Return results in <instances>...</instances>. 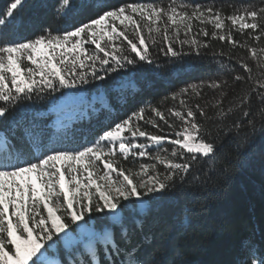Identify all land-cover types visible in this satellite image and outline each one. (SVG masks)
<instances>
[{
	"label": "snow or ice",
	"instance_id": "1",
	"mask_svg": "<svg viewBox=\"0 0 264 264\" xmlns=\"http://www.w3.org/2000/svg\"><path fill=\"white\" fill-rule=\"evenodd\" d=\"M23 2H11L10 10L6 11L9 19H0V120L16 107L23 106L26 110L28 106L23 102L41 93L53 102L54 108L59 105L83 109L87 99L82 95L87 91L84 85L102 96L96 104L87 100L89 110L108 109L105 119H110L115 112L113 100L122 107L137 101V81L142 77L133 69L147 65L148 70L157 71V52L174 58L175 66L184 59L177 50V42L181 46H201L187 35L193 18L202 20L207 16L215 29L225 28V21L214 5H200L195 0L190 15L184 9L178 11L172 3L165 7L156 3H130L112 8L105 0H82L81 8L73 14L71 0H58L57 11L63 6L61 18L66 23L55 30L57 34L53 35L48 25L36 38L16 42L15 34L5 25L11 21V10L18 9ZM82 14L86 22L77 24L73 15ZM260 16H264V8H234V14L227 16V20L240 32L251 33L264 29V24L258 22ZM144 22L150 33L163 31L162 40L155 48L142 34ZM158 22L163 29L151 27ZM169 25L174 30L171 34ZM182 29L184 39H180ZM203 35L208 36V33ZM218 39L233 42L230 32ZM153 41L155 43V37ZM86 43L94 45L97 54H87ZM25 61L35 69L22 67ZM242 67L250 71L246 64ZM181 70L189 72L192 65L188 63L183 69H175L177 73ZM234 79L243 81L244 77L238 75ZM105 81L110 82L105 84ZM211 87L216 89L220 84L212 82ZM126 91L131 95L124 96ZM192 91L196 88L192 87ZM253 95L264 104V86ZM249 99L245 98L242 105L247 107ZM196 108L203 117V109L199 105ZM249 115L250 112H244L245 117ZM174 117L179 118L183 127L181 131H174L176 138L168 147L171 156L183 162L173 163L167 159L166 163L165 157L156 156L154 159L160 165H166L163 174H152L155 164H143L136 173L131 168L121 167L113 158L117 153L110 147L117 146L119 154L126 158L130 152L146 157L152 148H162L169 137L145 127L160 121L169 126L165 113L159 108L146 112L140 107L139 111H132L126 119L115 123L111 130L95 137L90 146L84 140L70 149L64 146L73 144L74 131L53 143L46 125H38L35 119L27 123L25 118L13 119L9 128L0 129V264H81V258L85 264H96L92 254L99 257L101 252L103 257L99 264H189L180 249L171 261H166L142 257L138 248L122 251L116 240L119 234L120 240L130 242V232L137 227L142 229L147 212L171 197L176 180H184L201 161L212 160L220 147L216 138L209 139L204 133L197 123V111L191 107L184 115L175 111ZM21 124L25 125L23 131ZM241 124L242 121H237L234 127L240 128ZM249 124L255 128L252 121ZM171 127L175 130L179 125L173 121ZM140 138L144 142L133 143ZM100 161H103V175L97 170ZM242 248L247 249L248 259L238 264H252L254 245L246 240ZM259 264H264V257H259Z\"/></svg>",
	"mask_w": 264,
	"mask_h": 264
},
{
	"label": "trees",
	"instance_id": "2",
	"mask_svg": "<svg viewBox=\"0 0 264 264\" xmlns=\"http://www.w3.org/2000/svg\"><path fill=\"white\" fill-rule=\"evenodd\" d=\"M11 2L14 0H0V19H9L6 11L10 10ZM105 2L112 8L130 3H156L160 7L172 3L178 11L184 9L189 15L195 6L193 0ZM195 3L214 5L225 21V28L215 29L207 16L202 20L193 18L190 21L192 28L187 35L189 39H196L201 46H181L177 42V50L184 59L175 66L172 63L174 58L157 52V71L148 70L147 65L133 69L138 77H142L137 81V101H131L122 107L113 100L115 112L110 119H105L109 115L108 109L89 110L87 100L90 99L96 104L98 99L102 100V96H98L89 85H84L87 91L82 95L87 99L83 109L79 106L59 105L54 108L53 102L45 93H41L23 102L28 106L26 110L23 106L9 110L0 120V129L9 128L13 119L19 121L25 118V123L35 119L38 125H46V131L53 143L74 131L75 141L64 146L70 149L84 140L90 146L95 137L102 135L103 131L111 130L115 123L126 119L132 111H139L140 107H144L146 112L159 108L165 113L169 126L160 121L145 127L148 131L163 133L169 137L163 142L162 148H152L146 157L130 152L126 158L119 154L117 146L110 147L117 153L113 158L121 167L131 168L136 173L141 171L140 166L143 164H155L152 174H163L166 165H160L154 158L165 157L166 163L167 159H171L173 163L183 162L181 158L171 156L168 145L176 138L174 131H181L183 127L179 118L174 117V112L181 111L184 115L191 107L197 111V123L204 133L208 134L209 139L216 138V143L220 145L215 157L207 162L201 161L184 180L177 179L171 197L147 212L142 221V229L137 227L130 232V242L120 240L119 234L116 240L119 241L122 251L126 248H138V254L142 257L166 261H171L177 249H180L189 264H238L239 261H246L248 251L242 248V242L250 240L254 245L252 264H259V257H264V104L253 93L260 86H264V29L251 33L248 30L240 32L238 27L231 26L227 16L234 14V8L262 9L264 3L261 0H195ZM81 4L82 0H71V12L75 14ZM57 5L58 0H24L18 9L11 10V21L5 28L15 34L16 42H27L36 38L48 25H51L52 34L56 35L55 30L66 23L61 18L63 6L57 11ZM73 19L79 24L86 22L87 18L82 14L73 15ZM258 22L264 24V16L258 17ZM151 27L163 29L159 22ZM169 29L171 34L174 30L170 25ZM204 32L208 36H204ZM229 32L233 42L218 39L220 35L227 36ZM142 34L153 48L163 37V31L150 33L146 22ZM184 38L185 30L182 29L180 39ZM85 49L87 54H97L94 45L86 43ZM188 63L192 65L191 71H175L177 68L183 69ZM243 64L250 71H246ZM29 66L35 69L29 61L22 65L25 68ZM238 75L244 77V80L236 81L234 77ZM212 82L219 83L220 87L213 89ZM192 87L196 88L195 92ZM185 88L189 89L188 92L183 91ZM123 95L130 96L131 93L126 91ZM245 98H250L247 107L242 105ZM197 105L203 109V117H200ZM99 107L97 104L98 109ZM245 111L250 112V115L245 117ZM173 121L179 125L175 130L171 127ZM237 121H242L240 128L234 127ZM249 121L255 124V128ZM24 127L21 124L20 130L23 131ZM139 142H144V139L140 138L133 143ZM57 146L60 147L59 144ZM107 151L108 148L105 147L104 152ZM102 165L103 161L97 163L100 170H103ZM63 255L61 252V256ZM102 257V252L99 257L92 254L96 264H99ZM81 264H85L84 258H81Z\"/></svg>",
	"mask_w": 264,
	"mask_h": 264
},
{
	"label": "rangeland",
	"instance_id": "3",
	"mask_svg": "<svg viewBox=\"0 0 264 264\" xmlns=\"http://www.w3.org/2000/svg\"><path fill=\"white\" fill-rule=\"evenodd\" d=\"M97 170L100 172L101 175H103L104 170H100L99 167H97Z\"/></svg>",
	"mask_w": 264,
	"mask_h": 264
}]
</instances>
